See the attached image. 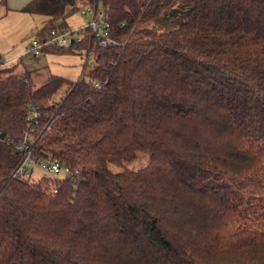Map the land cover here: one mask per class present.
Wrapping results in <instances>:
<instances>
[{"label":"trees","instance_id":"trees-1","mask_svg":"<svg viewBox=\"0 0 264 264\" xmlns=\"http://www.w3.org/2000/svg\"><path fill=\"white\" fill-rule=\"evenodd\" d=\"M79 2L113 43L45 51H89L77 82L0 57V264H264V0L22 11L45 38ZM27 150L73 175L16 177Z\"/></svg>","mask_w":264,"mask_h":264},{"label":"built area","instance_id":"built-area-1","mask_svg":"<svg viewBox=\"0 0 264 264\" xmlns=\"http://www.w3.org/2000/svg\"><path fill=\"white\" fill-rule=\"evenodd\" d=\"M83 16H89V22L80 29L72 30L57 26L50 30L45 38L36 36L31 40L27 47V54L33 57H39L45 51L51 49H68L79 45L85 39L92 41L94 37L101 42L102 46L112 44L108 34L107 15L103 9L97 10L96 3L90 4L81 10ZM86 64L89 61L90 52L85 53ZM34 164L30 158V151L27 150L23 162L17 168L16 177L30 178L29 167ZM39 166L52 175L72 176L73 172L68 167H63L58 163L46 161Z\"/></svg>","mask_w":264,"mask_h":264},{"label":"rangeland","instance_id":"rangeland-1","mask_svg":"<svg viewBox=\"0 0 264 264\" xmlns=\"http://www.w3.org/2000/svg\"><path fill=\"white\" fill-rule=\"evenodd\" d=\"M85 7L86 6L83 3L79 2V4L76 7L68 10L66 15L67 17L72 18V19H69L70 29L72 30L80 29L89 22L90 17L83 16L81 13V10H83ZM33 18L35 19L37 23H32L34 26L32 28L33 34L31 36L35 38L37 34L36 31H39V29L43 27V22L46 20V18L44 16H34ZM26 54L23 55V59H22L23 65L19 66L17 73H22L24 72L25 69L32 71L34 74V79H35L34 81L35 88H39L47 80L46 79L47 76L44 77V75L48 73L47 72L45 73L42 70H45V71L49 70L54 74L63 76L74 82H77L83 76L84 67L86 64L85 53L83 56H80L77 54L76 55L75 54L58 55V56L56 55L40 56L38 57L39 59L31 55H28V54L26 55ZM146 163H147V160H146V157H144L140 161L136 162L132 167L134 169H140L144 167ZM29 171L33 172L32 177L34 180H37L41 178L42 176L52 175L36 164H32L29 167Z\"/></svg>","mask_w":264,"mask_h":264},{"label":"crops","instance_id":"crops-1","mask_svg":"<svg viewBox=\"0 0 264 264\" xmlns=\"http://www.w3.org/2000/svg\"><path fill=\"white\" fill-rule=\"evenodd\" d=\"M31 1L33 0H5L3 3L0 0V57H3L6 65L21 61L23 59V55L26 54L29 43L34 38L31 36L33 34L32 28L34 26L32 23L37 22L33 18L34 16L22 11L23 8ZM69 19L72 18L65 15L64 20L70 28ZM41 29L42 27L39 31H36V36H38ZM54 55L58 56L57 54H53L51 52H45L41 56ZM21 64L23 65V61ZM42 71L45 73L47 72L48 74H54L49 70ZM48 74H45L44 77L48 76Z\"/></svg>","mask_w":264,"mask_h":264}]
</instances>
